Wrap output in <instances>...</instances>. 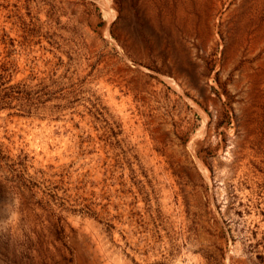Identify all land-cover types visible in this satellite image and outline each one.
I'll return each instance as SVG.
<instances>
[{"label": "rangeland", "instance_id": "374dc122", "mask_svg": "<svg viewBox=\"0 0 264 264\" xmlns=\"http://www.w3.org/2000/svg\"><path fill=\"white\" fill-rule=\"evenodd\" d=\"M0 264H264V0H0Z\"/></svg>", "mask_w": 264, "mask_h": 264}]
</instances>
